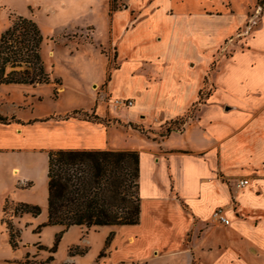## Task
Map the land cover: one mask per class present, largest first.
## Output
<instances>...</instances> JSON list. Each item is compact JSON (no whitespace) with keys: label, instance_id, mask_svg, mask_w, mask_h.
<instances>
[{"label":"crops","instance_id":"obj_1","mask_svg":"<svg viewBox=\"0 0 264 264\" xmlns=\"http://www.w3.org/2000/svg\"><path fill=\"white\" fill-rule=\"evenodd\" d=\"M122 1L123 7L111 14L109 43L115 51L100 98L106 102L108 96L109 104L131 99L129 113L119 118L144 130H160L180 118L183 123L157 137L150 131L122 128L124 146L114 148L112 139L117 142L118 134L108 127L110 115L93 113L97 121L70 117L53 135L39 130L35 143L33 131L20 125L16 112L0 110L8 120L0 122V218L5 194L32 181L33 154L44 152L46 170L51 149L135 150L139 221L79 226L84 230L80 242L89 247L92 233L101 236L93 259L84 264H91L104 246L109 249L104 264H264L262 8L254 6L253 15H248V6L221 13L211 5L214 11H203V0L194 6L187 0ZM135 12L155 15L159 24L161 16L172 15L170 22L160 24L167 26L169 36L156 27L150 36L154 34L155 43L167 42L162 47H170L174 40L179 48L162 57L142 49L140 45L149 40L129 39L128 32H135L138 23L130 17ZM249 18L253 23L247 22ZM203 19L216 25H203ZM203 47L213 51L218 47V58L214 54L203 58ZM190 109L192 117L185 119ZM243 178L248 184L238 188ZM219 206L230 218L226 226L210 219ZM79 258L70 257L71 264H79Z\"/></svg>","mask_w":264,"mask_h":264},{"label":"rangeland","instance_id":"obj_2","mask_svg":"<svg viewBox=\"0 0 264 264\" xmlns=\"http://www.w3.org/2000/svg\"><path fill=\"white\" fill-rule=\"evenodd\" d=\"M187 1L191 2L192 6L196 2V0ZM123 5L122 0H0V35L17 17L21 16L34 21L43 37L39 53L44 72L49 77V83L33 85L0 83V110L9 115L12 113L15 115L14 112H16L20 125L30 127L33 131L32 137L35 143H38L35 136H40L39 130L50 131L53 135L57 128L67 125L64 120L74 115L83 117L85 114L92 113L102 118L105 117L106 112L110 115L108 127L118 134L117 142L112 139L111 146L114 148L124 146L125 133L122 128L126 130L131 128L145 133L150 131V135L156 137L158 134L164 136L168 126L174 129L180 128L181 125L172 121L160 130H144L119 118V115L125 116L129 113L126 105L120 104L117 108H113V103L109 104L108 96L103 97L106 102L101 100L102 97L100 98L104 92L106 75L111 68L110 66L107 70L109 58H112L115 51L109 43V30L113 18L111 15L113 10H110V7L117 10ZM211 5L219 7L216 9H219L221 13L231 8L239 12L241 8L247 9L248 6L249 11L246 10L248 15H253L254 6H259L262 8L259 16L264 14V0H203V6H205L203 11H214L210 10ZM136 13L130 15L132 23L136 20L138 23L135 32H128L129 39L149 40L145 45H140L142 49L146 47L150 52H155L162 57L164 52L167 54L168 50L174 51L175 48H179V45L173 42L174 40L170 42V47H162L161 45H166L167 42L155 43L154 34L150 36L153 27L163 29L166 36H169L171 32L166 33L167 26L162 27L160 24L170 22L172 15L161 16L163 21L159 24V18L155 15L146 14L145 16ZM248 20L253 23L250 18L247 22ZM203 25L212 27L216 24L203 19ZM155 41H157L156 38ZM218 49L216 47L213 51L203 47V52L200 53L203 58L213 54L214 58H218ZM213 67L211 64L210 69L212 70ZM61 84L64 88H61ZM193 110L190 109L187 112L185 119L192 117ZM102 123L105 125L104 122ZM134 139L135 137L131 142ZM31 157L35 167L32 171V181L16 186L10 195L6 193L4 197L6 213L3 212L0 218V264H71L72 256L77 259L82 258L79 264L89 263L101 244V236L92 233L89 247V243L80 242L84 230L79 226L67 228L60 235L53 249L56 237L61 230L57 225L45 224L47 181L44 152H40L37 156L33 154ZM134 184L135 182L126 175L121 188L122 195L127 199L131 197L135 200L137 196ZM20 204L35 205L39 208V212L37 214L26 211L14 213L15 208ZM8 222L13 225V232L9 230ZM108 252V246H104L99 251L101 255H97L91 264H104L102 261ZM50 256L53 260L47 263V258Z\"/></svg>","mask_w":264,"mask_h":264},{"label":"trees","instance_id":"obj_3","mask_svg":"<svg viewBox=\"0 0 264 264\" xmlns=\"http://www.w3.org/2000/svg\"><path fill=\"white\" fill-rule=\"evenodd\" d=\"M110 10H114L110 7ZM43 37L37 24L27 18L17 17L0 35V83H49L40 58ZM73 117H76L74 115ZM82 119L97 121V116L85 114ZM184 118L175 122L182 124ZM1 123H7L0 116ZM174 128L168 126L166 134ZM165 134V135H166ZM162 135V134H161ZM138 152L135 150L105 149H51L47 153V225H61L56 237L70 226L131 225L139 221V197L135 200L122 195L126 175L138 187ZM6 202V201H5ZM37 214L35 205L20 204L14 213ZM6 213V205H3ZM43 224V225H45ZM13 232V225L8 222ZM112 233L108 235V244ZM101 255V254H99ZM53 260L48 257L47 261Z\"/></svg>","mask_w":264,"mask_h":264},{"label":"built area","instance_id":"obj_4","mask_svg":"<svg viewBox=\"0 0 264 264\" xmlns=\"http://www.w3.org/2000/svg\"><path fill=\"white\" fill-rule=\"evenodd\" d=\"M110 103H113V106H115V107H117L120 104L126 105V106H131L132 100L131 99H127V100L116 99L114 102H110ZM247 184H248V180L246 178H243L237 182L236 186L238 188H242V187L246 186ZM210 219L213 223L223 225V226H226L230 223V218L227 217V215H226V209L222 206L216 207L212 211Z\"/></svg>","mask_w":264,"mask_h":264}]
</instances>
